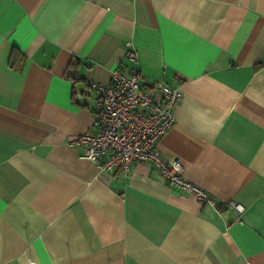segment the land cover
I'll return each mask as SVG.
<instances>
[{
    "label": "crops",
    "instance_id": "crops-1",
    "mask_svg": "<svg viewBox=\"0 0 264 264\" xmlns=\"http://www.w3.org/2000/svg\"><path fill=\"white\" fill-rule=\"evenodd\" d=\"M114 68L179 89L157 150L240 220L81 158ZM0 264H264V0H0Z\"/></svg>",
    "mask_w": 264,
    "mask_h": 264
},
{
    "label": "built area",
    "instance_id": "built-area-1",
    "mask_svg": "<svg viewBox=\"0 0 264 264\" xmlns=\"http://www.w3.org/2000/svg\"><path fill=\"white\" fill-rule=\"evenodd\" d=\"M125 55L136 61L131 41L125 42ZM95 90L94 132L69 138L83 146L81 158L94 163L99 171L110 167L126 171L135 160L148 161L169 186L192 194L199 204H207L218 214L230 211L240 220L245 207L235 199L220 203L206 190L190 182L177 159L166 160L157 150L158 140L174 121V109L181 93L164 81L149 84L135 69L114 68L107 83L93 82Z\"/></svg>",
    "mask_w": 264,
    "mask_h": 264
},
{
    "label": "rangeland",
    "instance_id": "rangeland-1",
    "mask_svg": "<svg viewBox=\"0 0 264 264\" xmlns=\"http://www.w3.org/2000/svg\"><path fill=\"white\" fill-rule=\"evenodd\" d=\"M125 50H126V48H125ZM95 110V109H94ZM87 132V131H86Z\"/></svg>",
    "mask_w": 264,
    "mask_h": 264
},
{
    "label": "trees",
    "instance_id": "trees-1",
    "mask_svg": "<svg viewBox=\"0 0 264 264\" xmlns=\"http://www.w3.org/2000/svg\"><path fill=\"white\" fill-rule=\"evenodd\" d=\"M12 52V51H11Z\"/></svg>",
    "mask_w": 264,
    "mask_h": 264
}]
</instances>
